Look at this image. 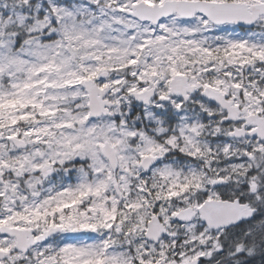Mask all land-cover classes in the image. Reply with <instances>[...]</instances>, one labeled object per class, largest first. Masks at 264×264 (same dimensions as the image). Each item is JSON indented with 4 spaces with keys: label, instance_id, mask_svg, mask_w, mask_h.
Masks as SVG:
<instances>
[{
    "label": "snow or ice",
    "instance_id": "6c2138e0",
    "mask_svg": "<svg viewBox=\"0 0 264 264\" xmlns=\"http://www.w3.org/2000/svg\"><path fill=\"white\" fill-rule=\"evenodd\" d=\"M0 264H264V0H0Z\"/></svg>",
    "mask_w": 264,
    "mask_h": 264
}]
</instances>
